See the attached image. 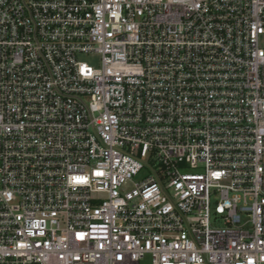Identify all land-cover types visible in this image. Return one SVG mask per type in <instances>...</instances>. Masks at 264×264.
I'll use <instances>...</instances> for the list:
<instances>
[{"label":"built area","instance_id":"2783aa9c","mask_svg":"<svg viewBox=\"0 0 264 264\" xmlns=\"http://www.w3.org/2000/svg\"><path fill=\"white\" fill-rule=\"evenodd\" d=\"M0 264H264V0H0Z\"/></svg>","mask_w":264,"mask_h":264},{"label":"rangeland","instance_id":"374dc122","mask_svg":"<svg viewBox=\"0 0 264 264\" xmlns=\"http://www.w3.org/2000/svg\"><path fill=\"white\" fill-rule=\"evenodd\" d=\"M80 59L93 66H98L100 65L101 62L100 55H96V54H82L80 55Z\"/></svg>","mask_w":264,"mask_h":264}]
</instances>
